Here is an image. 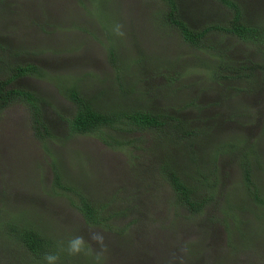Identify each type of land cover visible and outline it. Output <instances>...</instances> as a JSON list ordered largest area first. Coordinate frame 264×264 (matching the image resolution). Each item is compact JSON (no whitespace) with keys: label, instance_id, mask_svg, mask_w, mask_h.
Segmentation results:
<instances>
[{"label":"rangeland","instance_id":"obj_1","mask_svg":"<svg viewBox=\"0 0 264 264\" xmlns=\"http://www.w3.org/2000/svg\"><path fill=\"white\" fill-rule=\"evenodd\" d=\"M232 1L243 22L264 27V0ZM176 4L194 29L230 16L219 0ZM167 9L163 0H0V67L38 66L41 76L10 86L38 97L51 134L36 136L22 102L0 110V213L41 229L55 242L50 252L73 235L103 230L101 264H264V202L252 201V188L264 199V74L255 65L264 48L214 30L195 47L166 22ZM71 87L96 109L171 115L189 134L167 141L154 128L68 132ZM162 164L197 187V197L207 194L197 173L212 171L215 193L199 213L176 201ZM55 173L110 214L106 224H87L75 192L53 184ZM0 264L33 263L21 245L0 237ZM59 264L94 261L61 253Z\"/></svg>","mask_w":264,"mask_h":264},{"label":"trees","instance_id":"obj_2","mask_svg":"<svg viewBox=\"0 0 264 264\" xmlns=\"http://www.w3.org/2000/svg\"><path fill=\"white\" fill-rule=\"evenodd\" d=\"M163 1L168 7L165 12L166 22H168L169 25H173L178 30L185 42L195 47L201 45L203 36L206 32L214 30L232 34L242 41L251 43L252 46H255L257 49H260V47L264 48V27L258 26V24L250 25L243 22L240 8L232 0H219L223 5L230 8V16L225 24H208L200 29H194L188 26L178 17L176 0ZM259 53L261 55L260 61L263 60V62H260V65H255H257L264 74V54H262L264 50H261ZM244 67L245 66L240 68L244 69ZM250 67L251 66L248 68ZM3 68L4 69L0 67V110L14 101L22 102L29 109L28 111H30V123L36 136L41 139L51 137L43 121V116L41 115L42 112L38 97L28 90L10 86L13 80L25 75L32 74L34 76H41L42 73L38 66L31 62H24L21 64H6ZM226 68H228L227 65L220 66V69ZM231 69L234 70V68ZM237 74H239V72L233 75ZM241 75L247 79L253 76L251 72H242ZM224 77L226 76L224 75ZM65 94L70 98L73 104L72 113L65 120L67 130L71 133L96 132L103 135L105 128L130 132L154 128L160 130L163 134H161V136H165L164 139L167 141L177 138L182 139L189 134V132L182 128L181 121L171 115L151 114L148 111L137 109H129L126 111L122 109H110L102 111L94 108L90 99H87L72 87L66 89ZM103 137L104 136H101V139L105 144H120L119 140L112 137L105 136L107 140L109 138L108 141ZM250 165L248 158H245L241 163L244 169V178L246 180L249 179L247 171L250 169ZM159 173L168 182L176 201L193 213H199L203 205L210 201L215 193L214 188L216 180L212 171L210 177H207V175L203 173H197L196 177L198 183L202 186L201 188L203 190L207 191V194L201 195L200 193L199 197L195 195L197 193V187L189 186L178 173L169 169L164 164L159 167ZM53 179V184H56V188L74 191L70 186L63 185L60 182L58 174L55 173ZM252 189V201L256 204L263 203L264 199L260 198L257 190L255 188ZM74 192L78 197V202L75 203L74 206L81 213L83 220L90 225L106 224L110 214L104 215L103 211L92 206L83 194L76 190ZM0 237H3L4 241L15 242L21 245L25 253L32 259L33 264H35L37 260L43 259L45 253L50 252L48 250L49 243L53 242L41 229L34 227L32 223L26 221L22 216L17 217V213L13 216L5 211L0 213Z\"/></svg>","mask_w":264,"mask_h":264},{"label":"clouds","instance_id":"obj_3","mask_svg":"<svg viewBox=\"0 0 264 264\" xmlns=\"http://www.w3.org/2000/svg\"><path fill=\"white\" fill-rule=\"evenodd\" d=\"M93 245L96 248H93ZM57 251L47 252L43 256L44 264H59L61 253H67L68 256L87 255L91 256L94 264H101L108 245L105 242L103 230H90L87 238L84 235H73L65 244L64 241H59Z\"/></svg>","mask_w":264,"mask_h":264}]
</instances>
